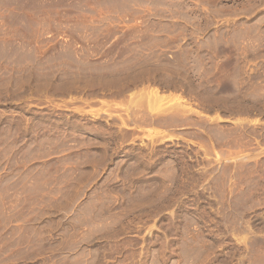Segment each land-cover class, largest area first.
Returning a JSON list of instances; mask_svg holds the SVG:
<instances>
[{"label":"rangeland","instance_id":"rangeland-1","mask_svg":"<svg viewBox=\"0 0 264 264\" xmlns=\"http://www.w3.org/2000/svg\"><path fill=\"white\" fill-rule=\"evenodd\" d=\"M0 264H264V0H0Z\"/></svg>","mask_w":264,"mask_h":264},{"label":"bare ground","instance_id":"bare-ground-1","mask_svg":"<svg viewBox=\"0 0 264 264\" xmlns=\"http://www.w3.org/2000/svg\"><path fill=\"white\" fill-rule=\"evenodd\" d=\"M158 98H159V97H157V99H158ZM162 98H163V100L165 99V97H163V96H162ZM162 98H161L159 101H163ZM157 101H158V100H157ZM153 102H154V101H153ZM154 104H155V102H154ZM171 104H172V103H171ZM175 104H176V103H175ZM172 106H173V105H172ZM165 107H166V106H165ZM168 107H169V106H168ZM177 107H178V106H177ZM177 107H176V108H177ZM170 108H171V107H170ZM163 110H164V109H163Z\"/></svg>","mask_w":264,"mask_h":264}]
</instances>
